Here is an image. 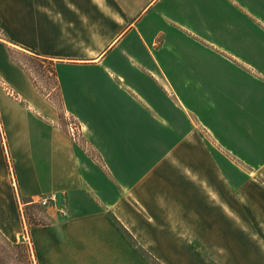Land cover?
<instances>
[{
    "label": "crops",
    "instance_id": "1",
    "mask_svg": "<svg viewBox=\"0 0 264 264\" xmlns=\"http://www.w3.org/2000/svg\"><path fill=\"white\" fill-rule=\"evenodd\" d=\"M221 1L0 0L4 71L40 107L22 112L57 114L47 99L52 96L80 120L79 114H127L98 127L79 123L86 148L70 141L59 124L30 114L55 139L54 158L39 173L22 159L28 120L11 116L15 164L7 163L10 146L6 161L0 143V231L23 242L19 204L45 195L56 196L47 210L62 219L32 227L37 264H264V174L240 167H264V133L250 131L264 129V85L254 78L241 82L247 96L226 97L229 107L217 110L205 92L222 80L220 64L188 71L158 56L170 51L159 47V39L176 33L195 37L214 55L244 54L229 42L223 48L200 39L189 25ZM228 1L247 16L248 5L264 3ZM11 53L51 62L52 90L37 91ZM193 72L201 92L191 98ZM136 89L149 94L153 108L143 105ZM156 108L167 117L145 112ZM211 111L233 115L218 119L221 130H213L200 115ZM179 114L188 118L185 126ZM202 130L216 144L206 143ZM63 206L68 218L60 214Z\"/></svg>",
    "mask_w": 264,
    "mask_h": 264
},
{
    "label": "rangeland",
    "instance_id": "2",
    "mask_svg": "<svg viewBox=\"0 0 264 264\" xmlns=\"http://www.w3.org/2000/svg\"><path fill=\"white\" fill-rule=\"evenodd\" d=\"M239 1L242 2V0ZM231 3V1L223 0L218 4L205 8L206 12L202 13L205 17L197 22L190 20L189 25L192 26L197 33H199L200 39L204 41H215L223 48H227L229 42L230 46H237L244 54L231 56L230 54L221 52L226 57L222 54L214 55L206 51L204 47L199 46L197 43L200 42L189 34L183 35L181 33H176V36H173L172 38L162 36L159 39V47L162 50L170 49L168 52L163 51L164 54L167 53V57L165 55H158L160 57V61L163 63L168 62V65H173L175 62H181L188 66V71H190V69L194 71V69L202 63L221 65V70L223 71L221 75L222 80H218V85L212 86L214 88V92H210L209 90L208 92H205V94L209 95V99L214 102L217 110L219 107H229L230 103L227 99H225L226 97L229 98L230 96H237L239 98L247 96L248 91L241 87V85H243L241 82L248 80L243 86L250 84L252 81H249V79L251 78H254V80L258 82H264V3L255 2L254 4L248 5L249 16H247L245 12L241 13L239 6L233 7ZM232 25H235V28H232ZM227 35L233 38L229 40L226 38ZM0 37L4 38V33L1 28ZM241 46L243 48L240 49ZM10 56L15 63L19 64L20 67L24 69L25 74L28 76L37 91L47 94L48 91L52 90L55 84V68L51 62L43 61L32 55L23 56L11 53ZM224 58L228 62L224 61ZM230 63L234 64L242 71L239 70L235 73L236 71L229 67ZM3 64L4 63L0 59V91L3 92V95L0 93V114L4 123V126L0 125V143L2 144L6 161L9 159V153L7 150L10 146L11 161L9 160V162H7L8 165H11L12 163L15 164V153L13 147H15L16 138H14V131L16 128L14 127L15 124L12 125L10 119L11 116L16 118L20 116L22 119H25V122L28 120L23 128L19 127L22 128L25 133V136L23 137L24 146L28 145V150H26L25 156L22 159H24V164L32 165L38 168V173L39 171H44L45 167L48 168L49 164L52 162L54 158L53 140L55 139L52 135H50V132H52V130L48 129L50 127L43 126L38 122L36 123L30 114H36L35 116L39 118H46V120L51 124H59L70 141L81 144L84 148H86L85 135L83 134L84 131H80L75 140H73L68 132V127L71 123H74L81 129V124L79 123H87V125L98 127L101 124L103 126V123L106 125L109 118V121H111V119L113 121H117L119 117H127V114H79V116H81V120L84 121L81 122L78 117L74 116L75 114H66V112L63 111V107L58 100L59 98L54 104L52 96H48L47 99L51 100V102H49V106L52 110H55L57 114L45 113L37 115L38 112H35L33 108L32 109L34 111H32V113L27 111L22 112L31 109L30 106L34 104H30V102L26 99V96L22 93V90L4 71L6 69L3 67ZM247 64H250L252 67L247 66ZM190 77L191 85L189 90L190 97L192 98L193 95H198L201 92V89L199 86L200 82L193 80L195 79L194 72L190 73ZM261 82L257 83V85H264ZM256 91L257 88L254 89L253 93L256 94ZM136 92L140 98L143 97L146 99L142 100L144 106L147 105L150 108H153L149 98H147L149 97V94H146V92L140 89H136ZM137 95L135 94L136 97H138ZM123 96L121 97L124 99L125 96ZM34 103H36L34 105L35 108L39 110L40 107L38 103ZM191 106H193L192 103ZM194 106H196V104H194ZM193 109L198 110L196 107ZM156 111L157 108L154 112L150 110L147 111L145 109L146 113L150 114L152 117L154 116L158 120L161 117H167L166 114H157ZM213 112L214 111H211V114H200L203 121L208 122L209 126L213 130H221L216 124L218 119L219 121H224L225 118L228 119L230 115H233L213 114ZM172 115L174 116L176 114ZM192 116L197 118L198 114H192ZM179 118L184 126L188 123V118L185 117V115L179 114ZM129 124L133 125L130 122ZM117 125H121V121L118 122ZM252 130H254V132L258 131L264 133L263 128H250V131ZM225 133L226 132L223 131V137L226 135L228 136V134ZM202 135L206 138V143L211 142L216 144L215 138H213V136L211 137L207 130H202ZM224 153H227L228 157L231 156V154L226 151ZM240 167L247 172L252 171L255 175L264 174V167L251 168L242 166V164ZM16 171L19 174L20 168H16ZM37 175L38 174L36 173L35 177ZM50 207L51 206L42 208L37 204L30 205L29 203H24L23 200H21V204H19V211L20 217L22 218L23 234L20 236V240L23 242L16 241L19 244H24L25 249L6 247L4 253L2 254V258H4L7 264H37L35 259V250L31 242L32 227L51 223L54 219L56 221H62L60 217L51 214L47 210ZM11 242L15 243L13 241ZM22 255H27L29 257L24 259L23 257L25 256Z\"/></svg>",
    "mask_w": 264,
    "mask_h": 264
},
{
    "label": "built area",
    "instance_id": "3",
    "mask_svg": "<svg viewBox=\"0 0 264 264\" xmlns=\"http://www.w3.org/2000/svg\"><path fill=\"white\" fill-rule=\"evenodd\" d=\"M80 131H82L77 125H75L74 123H71L68 127V132L69 135L73 138V140H75V138L78 136V134L80 133ZM56 201V196L51 194V195H45L40 197L38 200L36 201H32L29 204H37L42 208H46L52 205L53 202ZM60 214L64 217V218H68L69 217V211L68 209L63 206L60 210Z\"/></svg>",
    "mask_w": 264,
    "mask_h": 264
},
{
    "label": "trees",
    "instance_id": "4",
    "mask_svg": "<svg viewBox=\"0 0 264 264\" xmlns=\"http://www.w3.org/2000/svg\"><path fill=\"white\" fill-rule=\"evenodd\" d=\"M6 247H14L16 249H25L24 244L12 243L9 239L5 237V235L0 231V264H7L4 258H2V254L4 253ZM24 259L29 257L27 255H22ZM29 259V258H28ZM30 261V260H29Z\"/></svg>",
    "mask_w": 264,
    "mask_h": 264
}]
</instances>
